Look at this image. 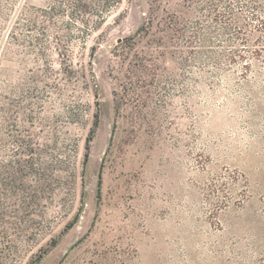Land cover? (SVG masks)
<instances>
[{"label": "rangeland", "instance_id": "374dc122", "mask_svg": "<svg viewBox=\"0 0 264 264\" xmlns=\"http://www.w3.org/2000/svg\"><path fill=\"white\" fill-rule=\"evenodd\" d=\"M0 264H264V0H0Z\"/></svg>", "mask_w": 264, "mask_h": 264}, {"label": "trees", "instance_id": "16d2710c", "mask_svg": "<svg viewBox=\"0 0 264 264\" xmlns=\"http://www.w3.org/2000/svg\"><path fill=\"white\" fill-rule=\"evenodd\" d=\"M129 39H131V38H129ZM27 152L32 153V150L29 148V149H27ZM28 165H29L28 169L31 170L32 169V160L28 162ZM100 186H101V176L99 175L98 182H97V190H96L97 198H99V196H100Z\"/></svg>", "mask_w": 264, "mask_h": 264}, {"label": "water", "instance_id": "95a60500", "mask_svg": "<svg viewBox=\"0 0 264 264\" xmlns=\"http://www.w3.org/2000/svg\"><path fill=\"white\" fill-rule=\"evenodd\" d=\"M144 16H145V14L143 13V16H142V17H144ZM142 25H143V23H142ZM142 25H141V26H142ZM141 26H140V27H141ZM140 27L138 28V30H140ZM138 30H137V32H138ZM137 32H136V33H137ZM136 33H135V34H136ZM135 34H134V35H135ZM134 35H132L130 38H132ZM127 39H129V37H128V38H124V39H122V40H118L117 43L120 44V43L126 41ZM98 177H99V176H98Z\"/></svg>", "mask_w": 264, "mask_h": 264}]
</instances>
